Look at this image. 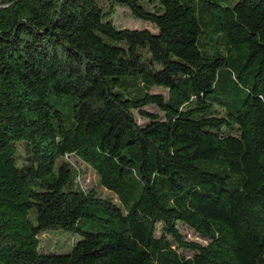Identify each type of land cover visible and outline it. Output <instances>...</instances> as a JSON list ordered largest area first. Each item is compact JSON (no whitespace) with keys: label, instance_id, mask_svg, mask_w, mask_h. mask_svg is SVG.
Instances as JSON below:
<instances>
[{"label":"trees","instance_id":"trees-1","mask_svg":"<svg viewBox=\"0 0 264 264\" xmlns=\"http://www.w3.org/2000/svg\"><path fill=\"white\" fill-rule=\"evenodd\" d=\"M255 100L264 0H0V264H264V117L232 147Z\"/></svg>","mask_w":264,"mask_h":264},{"label":"rangeland","instance_id":"rangeland-1","mask_svg":"<svg viewBox=\"0 0 264 264\" xmlns=\"http://www.w3.org/2000/svg\"><path fill=\"white\" fill-rule=\"evenodd\" d=\"M112 22L117 29H129V30H144L154 32V27L147 22L134 19L130 11L124 7H116L114 15L112 16ZM151 93L160 94L166 97V91L161 88H154ZM263 106L262 100L249 101L245 110L241 114V135L237 139H232V147L234 148L236 154L243 157L247 152V133L263 119ZM145 111L149 113H158L156 108L146 107ZM137 123L143 125L146 120L143 119L137 112L134 113ZM74 170V178L72 180L73 188H79L81 191H89L91 189L96 190L100 193L103 198H109L114 203H118L117 199L108 193L106 190L102 189L96 173L84 163L78 159L70 157L65 160ZM182 233L187 239L191 241L198 242L200 244H205V241L198 237L191 230L186 227H181ZM75 237L63 233L60 231H49L39 236L40 241V251L43 253H63L67 252L72 243L75 241Z\"/></svg>","mask_w":264,"mask_h":264},{"label":"built area","instance_id":"built-area-1","mask_svg":"<svg viewBox=\"0 0 264 264\" xmlns=\"http://www.w3.org/2000/svg\"><path fill=\"white\" fill-rule=\"evenodd\" d=\"M66 159V158H65ZM68 159V158H67Z\"/></svg>","mask_w":264,"mask_h":264}]
</instances>
